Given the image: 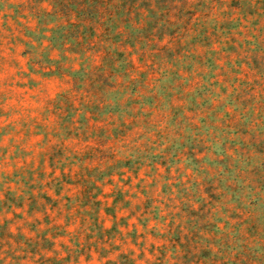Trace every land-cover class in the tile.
<instances>
[{
  "label": "rangeland",
  "instance_id": "374dc122",
  "mask_svg": "<svg viewBox=\"0 0 264 264\" xmlns=\"http://www.w3.org/2000/svg\"><path fill=\"white\" fill-rule=\"evenodd\" d=\"M100 8L0 0V264H264V0Z\"/></svg>",
  "mask_w": 264,
  "mask_h": 264
},
{
  "label": "trees",
  "instance_id": "16d2710c",
  "mask_svg": "<svg viewBox=\"0 0 264 264\" xmlns=\"http://www.w3.org/2000/svg\"><path fill=\"white\" fill-rule=\"evenodd\" d=\"M41 1H47L51 6L50 11H39L38 16L40 14L43 18L41 21H57V25L50 28L52 33L50 41L59 38H62L63 41L71 40L77 53L84 55L85 50L93 45L90 37L97 36V29L103 25V11L100 8L101 4L103 5V0H33V2ZM55 33H58L57 37ZM61 45L63 46L64 42ZM106 55L107 52L101 58L103 63H105ZM6 237L13 239L10 234ZM26 249L24 248L20 252L24 253L25 251L26 254H32ZM8 255L12 264H20L19 261L24 259L23 256L16 254L14 250L10 251ZM28 257L30 256H26V258ZM37 264H48V258H40Z\"/></svg>",
  "mask_w": 264,
  "mask_h": 264
}]
</instances>
